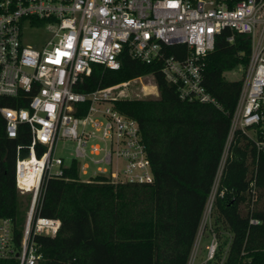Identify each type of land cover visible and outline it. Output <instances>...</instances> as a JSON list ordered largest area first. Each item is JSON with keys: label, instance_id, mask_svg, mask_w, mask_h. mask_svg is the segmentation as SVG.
<instances>
[{"label": "built area", "instance_id": "2783aa9c", "mask_svg": "<svg viewBox=\"0 0 264 264\" xmlns=\"http://www.w3.org/2000/svg\"><path fill=\"white\" fill-rule=\"evenodd\" d=\"M33 30L44 37L26 42ZM224 30L229 43L234 34L248 39L225 147L239 130L264 154V0H0V97L26 103L0 106V116L7 138L16 137L19 125L26 127L28 144L15 147L14 186L30 196L17 245L11 219L0 218V259L38 264L35 236H53L60 224L58 218L36 215L43 188L48 179L61 178L72 160L83 181L96 175L111 183L153 180L136 121L113 107V101L123 98L157 97L153 77L89 92L73 90L91 64L117 68L122 53L156 62L178 99L219 108L202 85V72L216 34ZM178 45L182 49L167 52ZM143 77L152 89L141 84V95L129 91ZM63 140L73 143L67 162L55 152ZM222 162L221 156L217 174ZM216 247L211 234L204 245L205 264Z\"/></svg>", "mask_w": 264, "mask_h": 264}, {"label": "trees", "instance_id": "16d2710c", "mask_svg": "<svg viewBox=\"0 0 264 264\" xmlns=\"http://www.w3.org/2000/svg\"><path fill=\"white\" fill-rule=\"evenodd\" d=\"M228 33L216 34L203 60L202 85L219 108L178 99L158 63L126 53L114 69L91 64L89 73L74 84L73 90L89 92L147 74L153 77L157 97L113 101L118 112L136 121L153 180L111 183L96 175L83 181L72 160L61 178L48 179L43 188L36 215L58 218L60 224L53 236H35L38 264H187L215 178L207 229L217 247L206 264H264V154L239 130L225 147L241 79L226 80L223 74L234 69L242 73L248 54L247 37L234 34L229 43ZM177 49L182 46H170L167 52ZM25 104L0 97V106ZM28 142L22 124L15 138H7L0 116V218L11 219L15 245L29 201L14 186L15 147ZM24 155L26 149L20 151ZM0 264L17 261L0 259Z\"/></svg>", "mask_w": 264, "mask_h": 264}, {"label": "rangeland", "instance_id": "374dc122", "mask_svg": "<svg viewBox=\"0 0 264 264\" xmlns=\"http://www.w3.org/2000/svg\"><path fill=\"white\" fill-rule=\"evenodd\" d=\"M44 37V33L38 30H33V31H28L26 34V37H24L26 42H32L34 40H40L41 38ZM224 77L226 80H237L241 76V70L240 69H234L232 71L225 72ZM142 82L148 83L149 80L147 78H142ZM141 82H136L128 87L129 91L132 92H138L139 95H141ZM72 148H73V143L69 140H63L59 141L56 146V155L60 156L61 158L64 159L65 162H67L68 158L71 156L72 153ZM225 153V152H224ZM222 155V159H224V154ZM218 175V174H217ZM216 181L217 178H215V181L213 183V186L211 188L210 194L207 198L204 210H203V215L201 218V223L199 224L197 234L189 255L188 263L187 264H205V250H204V245L209 242L211 239V234L208 232V225L210 223L209 219V213L211 209V204L209 207V202L212 203V198L214 195L215 187H216ZM210 200V201H209ZM29 202H30V196H29V201L27 204V207L24 210V218L26 217V214L28 212L29 208ZM205 228V229H204ZM207 229V230H206Z\"/></svg>", "mask_w": 264, "mask_h": 264}, {"label": "bare ground", "instance_id": "6f19581e", "mask_svg": "<svg viewBox=\"0 0 264 264\" xmlns=\"http://www.w3.org/2000/svg\"><path fill=\"white\" fill-rule=\"evenodd\" d=\"M146 88V87H145Z\"/></svg>", "mask_w": 264, "mask_h": 264}]
</instances>
